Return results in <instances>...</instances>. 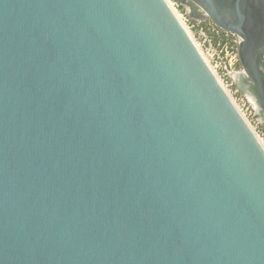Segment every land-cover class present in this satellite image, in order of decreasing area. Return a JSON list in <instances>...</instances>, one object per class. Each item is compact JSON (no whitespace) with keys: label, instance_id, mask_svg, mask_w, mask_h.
Here are the masks:
<instances>
[{"label":"water","instance_id":"obj_1","mask_svg":"<svg viewBox=\"0 0 264 264\" xmlns=\"http://www.w3.org/2000/svg\"><path fill=\"white\" fill-rule=\"evenodd\" d=\"M177 2L262 92L264 0ZM0 264H264V149L166 0H0Z\"/></svg>","mask_w":264,"mask_h":264},{"label":"built area","instance_id":"obj_2","mask_svg":"<svg viewBox=\"0 0 264 264\" xmlns=\"http://www.w3.org/2000/svg\"><path fill=\"white\" fill-rule=\"evenodd\" d=\"M166 1L186 31L195 30L199 33V53L264 149V135L259 132L254 123V125L251 123L253 110L251 103L234 85V77L242 72L237 54L239 38L219 29L212 22L190 20L187 13L178 12L179 5L174 0ZM213 36L217 41L213 42ZM204 44L209 45L207 50L203 49Z\"/></svg>","mask_w":264,"mask_h":264},{"label":"flooded vegetation","instance_id":"obj_3","mask_svg":"<svg viewBox=\"0 0 264 264\" xmlns=\"http://www.w3.org/2000/svg\"><path fill=\"white\" fill-rule=\"evenodd\" d=\"M185 10L188 11L187 13H189V15L194 19L199 20L202 18V10L195 4H192L189 8L187 7ZM259 71L261 73L262 92L259 91L253 79L241 73L234 77V81L237 84V89L239 92L250 101L254 115L256 116V119L262 128L264 125V120L260 95H262L264 99V49L261 54Z\"/></svg>","mask_w":264,"mask_h":264},{"label":"rangeland","instance_id":"obj_4","mask_svg":"<svg viewBox=\"0 0 264 264\" xmlns=\"http://www.w3.org/2000/svg\"><path fill=\"white\" fill-rule=\"evenodd\" d=\"M177 4H178V2H176ZM179 5V4H178ZM178 12L180 13V14H182V13H187L188 11H186L185 9H181L180 7L178 8ZM188 14V13H187ZM188 17H189V19L190 20H194V21H197L198 19H194V18H192L191 16H189L188 15ZM200 20V19H199ZM202 21L203 22H205V23H209V22H211L208 18H206V19H202ZM191 35H192V38L194 39V41L197 43V45L199 44V41H200V38H198V35H199V33L198 32H196L195 30H191ZM215 37L213 36V42L214 41H217L216 39H214ZM216 43V42H215ZM209 48V45L208 44H204V46H203V49H205V50H207ZM234 84H235V81H234ZM236 87V86H235ZM243 95V94H242ZM251 123L253 124H255L256 125V127H257V129L259 130V132H261V133H263L262 132V128H261V126H260V124H259V122H258V120L255 118V115H254V112H253V110H252V117H251ZM253 124V125H254ZM264 135V134H263Z\"/></svg>","mask_w":264,"mask_h":264},{"label":"bare ground","instance_id":"obj_5","mask_svg":"<svg viewBox=\"0 0 264 264\" xmlns=\"http://www.w3.org/2000/svg\"><path fill=\"white\" fill-rule=\"evenodd\" d=\"M176 14V13H175ZM177 16V15H176ZM178 18V17H177ZM187 33L189 34V36H190V38L192 39V41H193V43L195 44V46L197 47V49H199L198 48V45H197V43L194 41V39L192 38V35H191V33L189 32V31H187ZM200 50V49H199ZM206 62V61H205Z\"/></svg>","mask_w":264,"mask_h":264},{"label":"trees","instance_id":"obj_6","mask_svg":"<svg viewBox=\"0 0 264 264\" xmlns=\"http://www.w3.org/2000/svg\"><path fill=\"white\" fill-rule=\"evenodd\" d=\"M175 2H177V0H174Z\"/></svg>","mask_w":264,"mask_h":264}]
</instances>
